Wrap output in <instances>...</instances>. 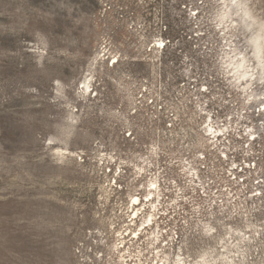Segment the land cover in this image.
<instances>
[{"label":"rangeland","instance_id":"374dc122","mask_svg":"<svg viewBox=\"0 0 264 264\" xmlns=\"http://www.w3.org/2000/svg\"><path fill=\"white\" fill-rule=\"evenodd\" d=\"M224 1L0 0V264H139L140 249L170 264H264V187L241 197L221 154L246 155L205 135L209 118L242 139L264 123V0ZM256 148L264 177V131ZM186 161L215 180L206 197ZM155 182L160 229L176 236L162 248L147 234L158 222L141 227Z\"/></svg>","mask_w":264,"mask_h":264},{"label":"built area","instance_id":"2783aa9c","mask_svg":"<svg viewBox=\"0 0 264 264\" xmlns=\"http://www.w3.org/2000/svg\"><path fill=\"white\" fill-rule=\"evenodd\" d=\"M163 47H165V45H163ZM261 111H264V108H262L261 110H257L256 113H260ZM238 118L243 119L247 122L248 121L247 119H249V115H247V112H246L245 114H241L240 116L238 115ZM208 121H209V124L206 125L205 129L207 130L208 125H211V126H213V132H215V133L208 131L205 135H206V137L210 138L209 140H211V141L213 140L212 145L210 146V147H212L213 151L220 144H222L221 141L223 139H225L228 141V143H227L228 147L226 149H228L229 152L232 154L231 156H233L234 154H238V153H242V154L246 155L241 160L237 161V160L230 159V154H228L227 152H223L221 154V160L222 161L224 160L225 163L229 164V167H228L227 172H226V175H228L227 178H229V181L231 180V182H234V183H237L238 185H240V188H242V190H243V191H241V193L244 194L241 197L252 194L253 197L255 198L256 196L260 195V191L264 187V177H259V176H260V172L263 169H261L260 166H258V163L256 160L250 161L249 158H250V156L254 157L256 155V152L258 151L256 146H258V144H260V142L262 140V132L264 131V128L262 126L264 125V123L263 124H257V125L253 122H251L249 124L245 123L246 127H245V130L243 132V136H246V138L242 139V138H240V137H242V133L241 132H235V134H233V131H235V130H232V127H230L231 130H228V128H226V127H225L226 129H224V126L215 127L212 124V118H209ZM235 136L240 140H245L242 143V145L239 147L236 145L233 146L234 142L232 140L234 139ZM219 142H220V144H218ZM222 145H224V144H222ZM204 159H205L204 156L200 158L201 161H203ZM182 168H183L184 173H186V175L188 174V177L191 180L190 183H192V186L194 187L193 191H195V188L198 189L197 187H199V189H198L199 191L197 193L198 196L206 197V195L208 194L206 187H210L211 185H213L214 183L210 180H214V179L208 180V179L202 177V175H204V173L202 174V172L203 171H209V170L206 167H195L189 161H186L185 164H183ZM255 176H258V177L255 178ZM214 182H215V180H214ZM228 187H229L228 192L233 193L234 191H236L234 188H232L231 185H229ZM150 190L153 191L154 196H155L154 200H153L154 201V207H153V209H151V211L153 214H155L156 221L158 222L156 225L157 227L154 228V231L156 232L157 238L154 239L152 236L149 235L148 232H147V234L149 236V239L153 243H156V244L159 243V245L161 244L160 248H162V246L165 244H166L165 246H168L167 243H165L167 241H163L164 235H167L168 236L167 240H171V242H174V240L176 239V236H174V233L172 235H169L167 230L160 229L159 221L161 220V217H160V210L161 209L159 210V207L161 206V203L163 200V198H161L163 196V194L161 193L162 190H161L159 183L155 182V186L151 187ZM180 191H182V189H180ZM244 191H247L248 193H244ZM239 194L240 193H236V195H239ZM178 199L181 200L180 202H187V200H189L187 198L186 194L183 195V192L180 194V197ZM145 200H146V198L143 200L144 204H146ZM141 235H142V233L140 234V236L137 235V237H135V235L132 233L131 234L132 240H139ZM124 246H125V243H124ZM125 253H127V252L124 251V254ZM159 253H160V251H158V252L157 251H151L149 253V256L152 255V257L149 259V258H145L147 256L145 251L140 249L136 253V257L138 258V261L141 264H170L168 260H165V259L159 260V258H160ZM167 256H169V255H167ZM143 259L146 260V262L142 263Z\"/></svg>","mask_w":264,"mask_h":264},{"label":"bare ground","instance_id":"6f19581e","mask_svg":"<svg viewBox=\"0 0 264 264\" xmlns=\"http://www.w3.org/2000/svg\"><path fill=\"white\" fill-rule=\"evenodd\" d=\"M229 0H225L224 3L227 4ZM241 1L239 0H230V4L231 5H235L236 7H239L241 6ZM243 10L245 12V15L251 19L253 18V16L251 15V13L249 12V10L246 9V7H243ZM254 42H255V47H256V51L258 53V57H259V63L260 64H264V25L261 26L260 28V32L258 33V36L254 39ZM159 45L160 47L163 46L162 42H159ZM235 68L240 72V77L241 78H248L249 77V71L247 70L246 68V61L245 59H242L240 61H237L235 64ZM87 88H89V86H86ZM210 127V126H209ZM208 127V128H209ZM211 131L213 130L211 127L209 128ZM207 133V132H206ZM155 186V183H152L151 184V187ZM153 192L150 191V194L151 196H149V198L153 196ZM139 204L142 205V202L139 198H134L133 197V207L135 208V216H134V219L136 217H139L138 214H139V209L136 210V206ZM154 221L155 223L157 222L156 221V216L154 214H151L149 215L145 221L143 222V224L141 225L142 227V231L143 230H147V228H150V227H153L154 226ZM147 228H146V226ZM137 237V235H136ZM118 250V248H117ZM209 258L208 256H204L202 257L201 261L200 262H197L195 264H211L210 261H209ZM168 259V258H167ZM217 261L216 260H212L214 263L213 264H219L221 261V264H237L236 260L233 258V257H227L225 256L224 254L222 255H217L216 257ZM221 259V260H220ZM175 264H186L185 262L183 261H178L177 263L175 262Z\"/></svg>","mask_w":264,"mask_h":264}]
</instances>
